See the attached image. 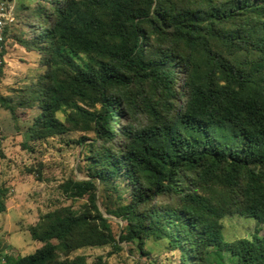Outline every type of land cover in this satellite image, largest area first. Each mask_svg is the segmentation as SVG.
<instances>
[{
  "label": "trees",
  "instance_id": "trees-1",
  "mask_svg": "<svg viewBox=\"0 0 264 264\" xmlns=\"http://www.w3.org/2000/svg\"><path fill=\"white\" fill-rule=\"evenodd\" d=\"M16 2L0 59L10 39L45 70L0 107L38 108L33 139L92 137L86 178L57 186L85 202L41 213L27 227L39 246L0 249V264H77L78 249L122 242L142 254L149 236L180 264H264V233L227 242L220 222H264V0Z\"/></svg>",
  "mask_w": 264,
  "mask_h": 264
},
{
  "label": "rangeland",
  "instance_id": "rangeland-1",
  "mask_svg": "<svg viewBox=\"0 0 264 264\" xmlns=\"http://www.w3.org/2000/svg\"><path fill=\"white\" fill-rule=\"evenodd\" d=\"M19 1V0H18ZM27 2L28 0H22ZM15 5L16 0H11ZM0 63V95L15 102L18 89L27 86L32 79L45 70L41 57L28 52L12 40H7ZM39 109L17 108L11 113L0 107V185L6 184L5 210L0 214L1 254L26 255L34 251L39 243L30 239L27 227L34 224L38 216L59 205L79 207L84 199H64L58 184L68 177L85 179V167L89 160L87 142L92 137L88 131H72L46 139H33L29 127ZM63 119V113H57ZM85 136L84 144H78ZM38 170V172L36 171ZM39 174V177L37 175ZM99 209L100 198L96 201ZM112 229L122 227L125 222L104 214ZM222 234L229 242L238 238H249L255 231L264 233V222L239 215H227L221 219ZM121 249L110 245L84 247L70 255L77 264H180L179 253L171 249L167 238L149 236L144 240L143 251L134 243H120Z\"/></svg>",
  "mask_w": 264,
  "mask_h": 264
},
{
  "label": "built area",
  "instance_id": "built-area-1",
  "mask_svg": "<svg viewBox=\"0 0 264 264\" xmlns=\"http://www.w3.org/2000/svg\"><path fill=\"white\" fill-rule=\"evenodd\" d=\"M14 13V6L12 2L0 0V49L3 41V32L5 26L11 20ZM1 63V59H0Z\"/></svg>",
  "mask_w": 264,
  "mask_h": 264
},
{
  "label": "water",
  "instance_id": "water-1",
  "mask_svg": "<svg viewBox=\"0 0 264 264\" xmlns=\"http://www.w3.org/2000/svg\"><path fill=\"white\" fill-rule=\"evenodd\" d=\"M4 1L11 2V0H4Z\"/></svg>",
  "mask_w": 264,
  "mask_h": 264
}]
</instances>
